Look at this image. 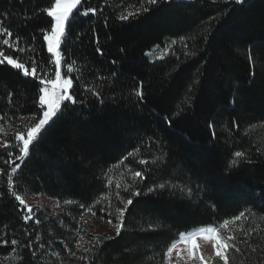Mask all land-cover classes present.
Returning a JSON list of instances; mask_svg holds the SVG:
<instances>
[{"label":"trees","instance_id":"trees-1","mask_svg":"<svg viewBox=\"0 0 264 264\" xmlns=\"http://www.w3.org/2000/svg\"><path fill=\"white\" fill-rule=\"evenodd\" d=\"M54 2L0 0V264H165L182 233L232 220L229 263L264 264V0H79L68 97L23 156ZM87 212L119 229L81 242Z\"/></svg>","mask_w":264,"mask_h":264},{"label":"rangeland","instance_id":"rangeland-1","mask_svg":"<svg viewBox=\"0 0 264 264\" xmlns=\"http://www.w3.org/2000/svg\"><path fill=\"white\" fill-rule=\"evenodd\" d=\"M78 2L79 0H55L50 10V15L53 18V26L51 31L46 35V45L53 60L55 74L42 90L40 97L42 115L40 119L38 121L36 120L35 124L28 128L26 132L19 135L21 154L23 156H26L28 146L36 137L41 126L54 115L59 109L62 101L68 97L70 80L63 74L59 46L66 21L70 18ZM173 43L172 40H166L162 46L151 49L146 53L147 59L153 62L164 58L173 46ZM32 122L34 121H30L29 123L31 124ZM258 130L264 134V125L258 127ZM119 169L120 167L116 168V170ZM115 200L116 192L106 199L104 205L112 208L113 201L115 202ZM20 202L22 205L26 206V210H29L31 206L36 204L46 206L54 211L61 209L56 201L49 200L43 196H32L26 199H20ZM85 217L86 223L88 224L89 220L90 226L87 228L83 227L79 233L81 242L83 243L91 242L97 237H111L115 235L116 231L119 229L118 224H114L111 220L106 222L96 221L92 212H87ZM234 222H236V220L227 221L222 224L202 226L182 233L167 251L164 263L218 264L220 261L223 264H230L228 255L229 248L235 246L233 239L235 230ZM182 236H187L186 238L191 236L188 241L190 243L180 244L179 239ZM192 239H195L194 242H192Z\"/></svg>","mask_w":264,"mask_h":264},{"label":"bare ground","instance_id":"bare-ground-1","mask_svg":"<svg viewBox=\"0 0 264 264\" xmlns=\"http://www.w3.org/2000/svg\"><path fill=\"white\" fill-rule=\"evenodd\" d=\"M187 237V236H186ZM185 236H182V237H180V239H179V243L181 244V243H190V242H188L189 240H190V238H191V236L190 237H188V238H186ZM196 239H197V236H196ZM194 240L195 239H192V242H194ZM198 242V241H197ZM195 244V243H194ZM177 245H178V243H177ZM191 245V244H190ZM193 245V244H192ZM179 246H181V245H179ZM183 246H184V244H183Z\"/></svg>","mask_w":264,"mask_h":264}]
</instances>
